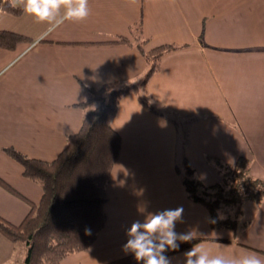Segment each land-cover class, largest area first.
Instances as JSON below:
<instances>
[{
	"label": "crops",
	"instance_id": "obj_1",
	"mask_svg": "<svg viewBox=\"0 0 264 264\" xmlns=\"http://www.w3.org/2000/svg\"><path fill=\"white\" fill-rule=\"evenodd\" d=\"M88 2L85 21L65 22L39 43L47 24L23 11H0V30L32 40L0 47V179L9 186L0 183V216L19 224L42 195L3 149L52 160L80 128L83 110L76 104L84 99L83 84L138 83L147 69L134 44L140 20L145 50L176 47L162 56L143 90L153 109L137 93L120 98L111 126L121 147L106 187V222L87 249L59 264L134 262L122 245L131 223L144 219L138 209L145 204L148 212L183 206L184 222L175 230L203 234L164 253L172 264H184L183 253L195 244L213 256L264 260V200L243 204L246 227L212 228L206 206L187 196L177 169L185 158L210 185L220 179L210 158L233 164L245 157L252 176L264 179V0ZM25 256V246L0 234V264H25Z\"/></svg>",
	"mask_w": 264,
	"mask_h": 264
},
{
	"label": "trees",
	"instance_id": "obj_2",
	"mask_svg": "<svg viewBox=\"0 0 264 264\" xmlns=\"http://www.w3.org/2000/svg\"><path fill=\"white\" fill-rule=\"evenodd\" d=\"M0 11L20 15L22 8L12 7L9 0H0ZM133 32L135 47L147 64L142 79L138 83H106L98 88L83 84L84 99L76 104L83 110L80 128L67 135L65 147L54 159L33 158L12 146L3 149L22 166L23 175L42 189L40 201L30 206L19 224L0 216V234L25 246V264H59L67 255L87 249L104 227L106 187L121 147L120 135L111 126L119 100L125 94L137 93L142 104L153 109L143 90L162 56L176 47L162 44L145 50L147 38L140 20ZM28 41L32 40L23 34L0 30L2 48L13 49L18 43ZM118 42L130 44L125 37H120ZM210 160L220 175L219 181L210 185L195 175L185 158L177 166L187 196L206 206L212 228L236 231L246 227L242 206L247 201L264 200V179L252 176L248 158L239 157L233 164ZM0 183L9 188L1 179ZM233 208L234 211L228 212ZM86 227L92 230L90 236L85 235Z\"/></svg>",
	"mask_w": 264,
	"mask_h": 264
},
{
	"label": "clouds",
	"instance_id": "obj_3",
	"mask_svg": "<svg viewBox=\"0 0 264 264\" xmlns=\"http://www.w3.org/2000/svg\"><path fill=\"white\" fill-rule=\"evenodd\" d=\"M11 6H20L22 11L32 16L36 23L47 24L39 40L46 38L65 22L79 23L90 15L88 0H11ZM164 127L166 125H160ZM204 179L203 175L198 177ZM144 189L139 192L143 194ZM137 195V193H135ZM144 214V219L134 220L126 230L127 240L122 245L125 254H131L137 264H172L171 258L164 253L178 251L180 243H188L203 235L196 231L178 233L177 223H183L184 208H168L155 212H148L147 205L138 209ZM223 217H221L222 219ZM216 223V220H212ZM92 234L91 228H85V235ZM180 242V243H178ZM184 264H264L257 255H245L239 258L210 255L208 249L195 244L183 253Z\"/></svg>",
	"mask_w": 264,
	"mask_h": 264
},
{
	"label": "rangeland",
	"instance_id": "obj_4",
	"mask_svg": "<svg viewBox=\"0 0 264 264\" xmlns=\"http://www.w3.org/2000/svg\"><path fill=\"white\" fill-rule=\"evenodd\" d=\"M230 210H232V211H234L235 209L233 208V209H228V212H230ZM223 211H225V210H223ZM222 214V212H221V210H220V215Z\"/></svg>",
	"mask_w": 264,
	"mask_h": 264
}]
</instances>
